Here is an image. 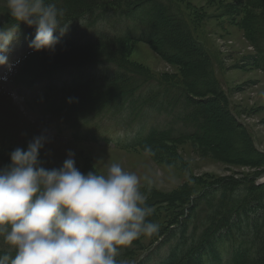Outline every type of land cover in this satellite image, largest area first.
Returning a JSON list of instances; mask_svg holds the SVG:
<instances>
[{"label": "rangeland", "instance_id": "374dc122", "mask_svg": "<svg viewBox=\"0 0 264 264\" xmlns=\"http://www.w3.org/2000/svg\"><path fill=\"white\" fill-rule=\"evenodd\" d=\"M107 1L101 0L102 3ZM171 1L173 5L169 7L174 13L158 22L159 36L170 41L188 25L186 31L191 33L198 54L179 43L178 46L183 47L179 51L170 50L169 46L162 51L139 42L119 46L106 43L91 52H75L67 45L54 52L37 53L29 48L36 29L21 23L9 56L10 61L19 63L7 74L6 80L3 79L5 69L0 68V168L11 163L10 153L15 148L26 150L33 137L43 134L50 141L40 154L46 167L62 166L71 150L75 153L77 168L85 175L93 171L96 164L97 171H101L111 163H120L124 170L141 178V191L152 209L148 219L158 223L159 231L122 249L117 257L119 264H171L173 256L182 250L178 249L179 243L193 246L196 241L200 242L210 225L209 220L223 207L218 199L225 189L228 197L237 202L250 199L251 203H256V211L260 208L264 215V191L257 187V181L264 176V156L252 146L255 140L264 151V71L260 68V56L243 29L245 24L253 28L259 20L264 23L263 4L260 0ZM55 2L58 8L66 5L64 0ZM176 11L184 15V23L176 18ZM67 17L70 19H62V24H68L69 28L60 37L59 44L69 39L85 42L100 35L113 37L135 26L118 16L94 25L88 23L86 27L77 17ZM9 23L15 21L5 0H0V28ZM134 34L140 37V32ZM251 39L264 46L263 37ZM81 53L95 57H84ZM89 59H101L110 65L89 63L70 69L68 64ZM44 61L51 76L45 71ZM120 66L135 70L138 77L147 79L139 82V86H132L133 89L148 92L163 101L177 99L180 102L181 97L164 96L155 82L175 87L190 82L196 89L205 91L207 87L213 88L209 87L213 80L214 93L202 97L191 94L195 100L203 102L202 111L208 115L205 139L160 141L151 151L124 150L140 128L151 130L170 123L160 122L153 110L134 119L129 109L121 113L95 112L96 109L88 107L96 98V89L81 94L74 79L83 80L85 85L111 69L120 70ZM200 68L207 74L202 75ZM25 70L31 73V79L27 80ZM216 81L222 82L224 89L218 88ZM177 127L172 134L174 138L179 137L178 130L183 125ZM189 130L195 133L191 128L184 132ZM213 184L223 187L219 194L200 197L201 192ZM242 214L244 218L251 217L245 211ZM231 220L234 224L241 221L237 216ZM249 229L250 225L245 223L242 230L221 232L213 256L232 264L238 252L233 243L246 248L244 243H249L248 259L264 264L253 240L260 233L259 227ZM160 240L162 245L151 251ZM243 247L240 248L243 250ZM146 251L145 259L140 260V255Z\"/></svg>", "mask_w": 264, "mask_h": 264}, {"label": "clouds", "instance_id": "9594fccd", "mask_svg": "<svg viewBox=\"0 0 264 264\" xmlns=\"http://www.w3.org/2000/svg\"><path fill=\"white\" fill-rule=\"evenodd\" d=\"M5 3L15 21L0 28L6 80L19 63L9 56L21 23L36 29L29 48L37 53L54 52L69 25L55 0ZM49 142L43 134L33 137L0 168V264H119L122 249L158 233L136 173L111 163L85 175L71 150L62 166L46 167L40 154Z\"/></svg>", "mask_w": 264, "mask_h": 264}, {"label": "trees", "instance_id": "16d2710c", "mask_svg": "<svg viewBox=\"0 0 264 264\" xmlns=\"http://www.w3.org/2000/svg\"><path fill=\"white\" fill-rule=\"evenodd\" d=\"M64 1L66 2V5L60 7L64 11V17H67L68 15H76L75 17L82 18L83 16H88L89 19H92L97 11H103L106 8H111L112 11H115L117 9H126L128 12L143 8L147 11L148 22L147 30L142 38L143 40L141 41L147 43L148 45L158 47L160 50L162 49V51L167 46H169V49L173 51H179L180 48H183L181 46H187V49H189L191 53L198 54L196 53L198 49H195V44L192 41L191 33L189 31H186L189 28L188 25L183 27V31L178 32L170 41L165 40L159 36L160 33L158 30V22L168 17V15L170 16V13L173 12L170 10L171 8L169 7L170 5H173L171 0H108L106 3H102L101 0ZM260 1L262 2L264 8V0ZM175 16L181 22V24L185 22L183 14L176 11ZM255 24L256 25L253 28L245 24L243 26V29H245L246 31L248 37L247 39L252 43V45L257 50V54H259L260 56V68L264 71V46L259 44V42H254L251 39H256L257 36L259 38H264V23L262 22V20H259L255 22ZM132 42L133 39L129 36H121L120 38H96L93 41L83 44L81 46H70L69 49H72L75 52H85L87 50L91 52L93 49L97 48L98 46H102L106 43H113L115 46H119L124 44H130ZM178 43L182 45L178 46ZM81 55H83V53H81ZM83 56L95 57L89 54ZM70 58L72 60L74 59L71 56ZM85 61H87L88 63L71 62L68 64L69 67H77L89 63L107 64L108 66L110 65L109 63L101 59H89ZM109 62L113 64L111 61ZM199 72H201L202 75L207 74L206 70L203 68H200ZM146 80L147 79H142L138 77L137 72L135 70L122 66H120V70L116 68L105 72L102 77L96 76L95 82L98 83L96 85V90H98V92L96 95V102L93 104L91 109L95 110L101 107L103 109L114 108L116 110H120L122 108L129 107V109L131 110V115H136V113L139 112V109L144 107H150L159 112V115H165L169 118L173 117L174 125H183V127H180V129L178 130L180 132V135L177 138L172 137V134L175 133L176 130L174 127H172V129L170 130L164 131L155 130L152 131L151 134H149L147 137H141L142 140L138 142L137 146L140 147L142 150L150 149L160 141L176 139H178V141L188 139H205L203 137L204 133L208 132V129L206 127L208 115L205 114L204 111H202V109H204V105L202 104L203 102L201 100H195L193 96H191V94L196 95V97H202L206 94L212 92L214 93L216 89L214 88V81L211 80V86H209L213 88L211 89L207 87L205 91L201 89H196L190 82H185L183 86L175 87L171 84H163L161 82L154 81L159 85L160 93H163L164 96L169 94V97H181L180 102H178L177 99H164L163 101L162 99L156 98L155 96H152L149 93L148 96L144 99H138V94L140 90L133 89L132 86H139V82H144ZM216 85L218 88L222 89L221 83L219 81H216ZM199 105L202 108L198 107ZM234 119L236 120V117ZM240 126L242 127V125ZM190 128L195 131L194 134L193 132L188 135L184 133L185 129ZM252 146L258 154L264 156V152H259L256 149L253 140ZM210 188H212V190L207 191L202 197H212V195L214 194L218 195L219 192L223 189V187L221 186L218 188L217 184L211 185ZM258 188L261 190V192L264 191V185L259 186ZM227 194L228 190L225 189L224 192L221 194L220 198L218 199L219 204H221L223 207H221L222 209L220 213H218L217 215H215V217H212L209 220L210 225L206 227V230L202 235L200 242L197 243L196 241L195 243H193V246L191 244L188 245L187 243H179L178 249L182 248V250H178V255L173 256V261H171V264H207L209 260H212L214 258L213 254L218 244L217 236L225 230H242V227H244L245 223H248L250 225V229L253 226L256 228L259 227V231L261 234L259 233V235L255 236L253 240L254 243H256L257 247H259L258 256H260L261 260L264 261V215H262L261 209L259 208L256 211V203H251L250 199H244L237 202L236 200L228 197ZM258 205L260 204L258 203ZM243 211H245L247 216L251 217L244 218L242 214ZM251 212H256V214L252 213L253 215H251ZM234 216L240 218L241 221L239 222V224H234L232 222L231 219L234 218ZM233 244L238 250V252H235V262L232 264H256L254 260L251 262V260L248 259V255L251 252V249H249V243H244L248 246V248L240 246L238 243ZM240 247H243V250ZM188 259H190V262ZM257 264L260 263L258 262Z\"/></svg>", "mask_w": 264, "mask_h": 264}]
</instances>
